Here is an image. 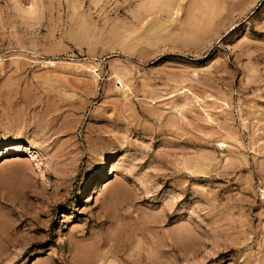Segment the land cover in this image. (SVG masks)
<instances>
[{
	"label": "rangeland",
	"instance_id": "374dc122",
	"mask_svg": "<svg viewBox=\"0 0 264 264\" xmlns=\"http://www.w3.org/2000/svg\"><path fill=\"white\" fill-rule=\"evenodd\" d=\"M158 1L0 0V264H264V0Z\"/></svg>",
	"mask_w": 264,
	"mask_h": 264
},
{
	"label": "bare ground",
	"instance_id": "6f19581e",
	"mask_svg": "<svg viewBox=\"0 0 264 264\" xmlns=\"http://www.w3.org/2000/svg\"><path fill=\"white\" fill-rule=\"evenodd\" d=\"M152 1H153V4H151L152 2L150 3L151 7H154V5L156 6V5L158 4V2H159L158 0H152ZM155 1L157 2V4H156ZM163 1H164V0H163ZM160 3H161V2H160ZM164 3H165V1H164ZM148 4H149V3H148ZM158 8H159V6H158ZM151 10H152V9H151ZM151 10H150V11H151ZM161 27H162V26H161ZM17 150H18V149H17ZM112 167H113V166H112ZM112 167H111V169H112ZM111 171L114 172V169H112ZM114 177H115V176H114ZM106 184H107V183H105L103 186L107 188L109 183L107 184V186H105ZM110 184H112V183L110 182ZM104 187H103V188H104ZM99 191H100V190H99ZM98 195H99V194H98ZM95 197H96V196H95ZM95 197H94V198H95ZM89 200H90V199H89ZM139 259H140V258H139ZM143 264H144V263H143Z\"/></svg>",
	"mask_w": 264,
	"mask_h": 264
}]
</instances>
